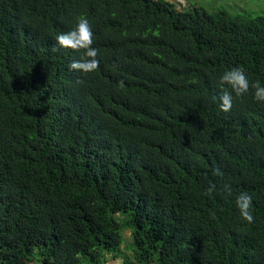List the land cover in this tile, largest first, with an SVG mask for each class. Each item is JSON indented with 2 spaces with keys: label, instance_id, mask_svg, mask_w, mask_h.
I'll list each match as a JSON object with an SVG mask.
<instances>
[{
  "label": "trees",
  "instance_id": "trees-1",
  "mask_svg": "<svg viewBox=\"0 0 264 264\" xmlns=\"http://www.w3.org/2000/svg\"><path fill=\"white\" fill-rule=\"evenodd\" d=\"M176 5L0 0V264H107L126 231L124 264H264V15ZM81 16L90 72L55 40Z\"/></svg>",
  "mask_w": 264,
  "mask_h": 264
},
{
  "label": "clouds",
  "instance_id": "clouds-1",
  "mask_svg": "<svg viewBox=\"0 0 264 264\" xmlns=\"http://www.w3.org/2000/svg\"><path fill=\"white\" fill-rule=\"evenodd\" d=\"M56 42L66 48L84 49L83 56L80 59H74L70 62L69 68L79 70L81 72H90L94 70L98 64L97 49L93 47V30L86 17L81 16L67 32H61L55 36ZM219 92L216 99L219 101V107L225 111L229 110L233 103V94L239 97L250 90V81L244 69L239 66H232L226 69L219 77ZM231 89V91L229 90ZM251 90L253 98L264 103V83L259 80L251 82ZM213 173L220 175L221 169L215 167ZM214 187V186H213ZM213 188L210 187L209 191ZM235 207L239 215L246 221L253 220L252 206L253 198L248 192H240L234 199Z\"/></svg>",
  "mask_w": 264,
  "mask_h": 264
},
{
  "label": "rangeland",
  "instance_id": "rangeland-1",
  "mask_svg": "<svg viewBox=\"0 0 264 264\" xmlns=\"http://www.w3.org/2000/svg\"><path fill=\"white\" fill-rule=\"evenodd\" d=\"M176 3L177 9L189 10L194 7L203 8L209 12H213L219 8H225L233 14L237 13H253L255 15H264V0H170ZM124 241L121 248L123 256L117 258L120 264H124L123 258H133V247L131 232L126 231ZM132 257V258H131ZM133 260V259H132ZM35 264H42L35 262Z\"/></svg>",
  "mask_w": 264,
  "mask_h": 264
},
{
  "label": "crops",
  "instance_id": "crops-1",
  "mask_svg": "<svg viewBox=\"0 0 264 264\" xmlns=\"http://www.w3.org/2000/svg\"><path fill=\"white\" fill-rule=\"evenodd\" d=\"M107 264H120V261H119V259L110 258L108 260Z\"/></svg>",
  "mask_w": 264,
  "mask_h": 264
}]
</instances>
